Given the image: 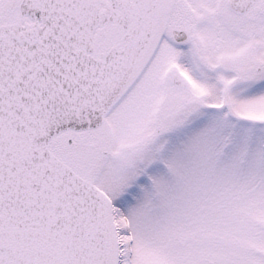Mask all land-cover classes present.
<instances>
[{"label":"snow or ice","instance_id":"1","mask_svg":"<svg viewBox=\"0 0 264 264\" xmlns=\"http://www.w3.org/2000/svg\"><path fill=\"white\" fill-rule=\"evenodd\" d=\"M0 264H264V0H0Z\"/></svg>","mask_w":264,"mask_h":264}]
</instances>
